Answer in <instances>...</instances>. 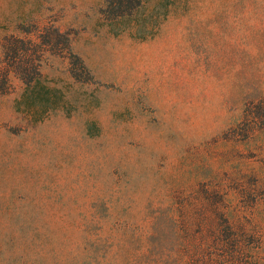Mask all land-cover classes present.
Instances as JSON below:
<instances>
[{"label": "rangeland", "instance_id": "1", "mask_svg": "<svg viewBox=\"0 0 264 264\" xmlns=\"http://www.w3.org/2000/svg\"><path fill=\"white\" fill-rule=\"evenodd\" d=\"M0 264H264V0H0Z\"/></svg>", "mask_w": 264, "mask_h": 264}, {"label": "trees", "instance_id": "2", "mask_svg": "<svg viewBox=\"0 0 264 264\" xmlns=\"http://www.w3.org/2000/svg\"><path fill=\"white\" fill-rule=\"evenodd\" d=\"M7 45L10 46H5L6 49H9L13 52V54H11L9 57V62L7 64V69L12 70L13 72L21 75V74H25L28 69H30L31 64V60L28 57L23 56H16V51L13 47V42L8 43ZM25 49H23V54H25ZM26 55V54H25Z\"/></svg>", "mask_w": 264, "mask_h": 264}]
</instances>
